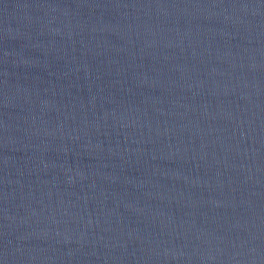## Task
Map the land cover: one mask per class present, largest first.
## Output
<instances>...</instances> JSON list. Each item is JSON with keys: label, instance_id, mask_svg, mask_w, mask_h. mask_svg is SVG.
I'll list each match as a JSON object with an SVG mask.
<instances>
[{"label": "water", "instance_id": "obj_1", "mask_svg": "<svg viewBox=\"0 0 264 264\" xmlns=\"http://www.w3.org/2000/svg\"><path fill=\"white\" fill-rule=\"evenodd\" d=\"M0 264H264V0H0Z\"/></svg>", "mask_w": 264, "mask_h": 264}]
</instances>
